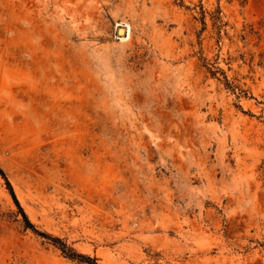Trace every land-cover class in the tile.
<instances>
[{"label": "rangeland", "instance_id": "1", "mask_svg": "<svg viewBox=\"0 0 264 264\" xmlns=\"http://www.w3.org/2000/svg\"><path fill=\"white\" fill-rule=\"evenodd\" d=\"M0 168L97 264H264V0H0ZM0 264H79L1 177Z\"/></svg>", "mask_w": 264, "mask_h": 264}, {"label": "trees", "instance_id": "2", "mask_svg": "<svg viewBox=\"0 0 264 264\" xmlns=\"http://www.w3.org/2000/svg\"><path fill=\"white\" fill-rule=\"evenodd\" d=\"M0 177L4 180L5 182V185L7 187V190L15 204V206L17 207L21 217H22V220H23V223H24V226L28 229H30L33 233L53 242L55 244V246L60 250L61 254L70 259V260H74L76 261L77 263L79 264H97L96 263V259L95 258H91L89 256H86V255H82V254H79L77 253L74 249H72L71 247H68L63 241H61L60 239L58 238H54V237H51L45 233H42V232H39L35 229V227L30 223V221L28 220L26 214L24 213V211L22 210V208L19 206V203L18 201L16 200L15 198V195L13 193V190L4 174V172L2 171V169L0 168Z\"/></svg>", "mask_w": 264, "mask_h": 264}, {"label": "bare ground", "instance_id": "3", "mask_svg": "<svg viewBox=\"0 0 264 264\" xmlns=\"http://www.w3.org/2000/svg\"><path fill=\"white\" fill-rule=\"evenodd\" d=\"M123 32H124L123 30H120V34H123Z\"/></svg>", "mask_w": 264, "mask_h": 264}]
</instances>
